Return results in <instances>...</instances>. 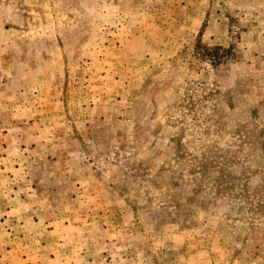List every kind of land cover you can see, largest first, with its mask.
<instances>
[{
	"label": "rangeland",
	"instance_id": "rangeland-1",
	"mask_svg": "<svg viewBox=\"0 0 264 264\" xmlns=\"http://www.w3.org/2000/svg\"><path fill=\"white\" fill-rule=\"evenodd\" d=\"M0 264H264V0H0Z\"/></svg>",
	"mask_w": 264,
	"mask_h": 264
},
{
	"label": "trees",
	"instance_id": "trees-1",
	"mask_svg": "<svg viewBox=\"0 0 264 264\" xmlns=\"http://www.w3.org/2000/svg\"><path fill=\"white\" fill-rule=\"evenodd\" d=\"M216 58L218 59L219 57H218V56H215V57L213 56V58H212V59H213V60H216Z\"/></svg>",
	"mask_w": 264,
	"mask_h": 264
}]
</instances>
